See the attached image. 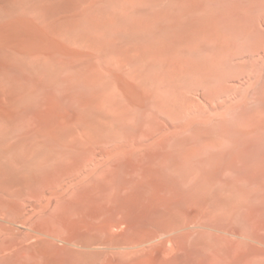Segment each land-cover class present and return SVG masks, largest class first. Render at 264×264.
Masks as SVG:
<instances>
[{
	"label": "rangeland",
	"instance_id": "rangeland-1",
	"mask_svg": "<svg viewBox=\"0 0 264 264\" xmlns=\"http://www.w3.org/2000/svg\"><path fill=\"white\" fill-rule=\"evenodd\" d=\"M0 18L1 160L28 177L0 192V264H264V0Z\"/></svg>",
	"mask_w": 264,
	"mask_h": 264
},
{
	"label": "bare ground",
	"instance_id": "bare-ground-1",
	"mask_svg": "<svg viewBox=\"0 0 264 264\" xmlns=\"http://www.w3.org/2000/svg\"><path fill=\"white\" fill-rule=\"evenodd\" d=\"M6 5H3V8L5 9ZM8 9V8H7ZM1 19V18H0ZM50 31L55 34L56 36L64 37V35L56 29V27H52ZM67 40H70V43L78 42L75 37H72L71 35H65ZM88 43L85 45L87 47ZM90 45V44H89ZM91 46V45H90ZM89 46V47H90ZM13 59L16 60L17 63L22 64L25 67H29L32 64L28 61L23 60L22 58H19L18 56H15L16 54H11ZM125 73L129 76L134 77V73L129 74L128 71L125 70ZM5 106L18 109L20 107V104L17 103L15 100H9L4 102ZM256 122L264 127V114H260L256 117ZM7 123V122H6ZM3 119L0 118V133L6 132L9 127H7L8 123L6 124ZM28 155H32L34 152L32 150H28ZM10 160V166L6 165L1 160V153H0V192L8 195H14L18 192V189L21 188L23 184H25L28 181V177L18 169L16 164H13Z\"/></svg>",
	"mask_w": 264,
	"mask_h": 264
}]
</instances>
